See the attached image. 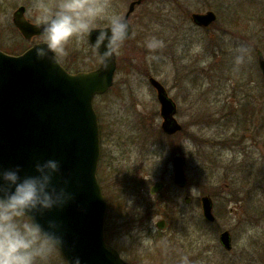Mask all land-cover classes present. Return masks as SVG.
<instances>
[{
    "label": "rangeland",
    "instance_id": "1",
    "mask_svg": "<svg viewBox=\"0 0 264 264\" xmlns=\"http://www.w3.org/2000/svg\"><path fill=\"white\" fill-rule=\"evenodd\" d=\"M132 1L101 0L108 13L123 16ZM55 4L0 0V49L10 54L22 42L26 48L41 42L18 33L12 17L19 6L37 23ZM208 10L215 22L196 27L191 14ZM129 21L132 35L116 54L112 87L93 102L101 133L98 179L107 202L122 198L126 210L109 207L107 241L141 264H182L184 257L190 264H264V88L254 65L255 50L264 54V0H143ZM106 24L99 20L96 28ZM67 49L60 62L70 72L98 67L87 36ZM150 77L175 104L177 134L161 130ZM176 156L184 161L182 188L173 183ZM157 182L163 188L151 196ZM203 196L212 199L214 224L203 219ZM160 219L163 231L155 227ZM223 230L231 236L229 251L219 242ZM46 264L64 263L54 251Z\"/></svg>",
    "mask_w": 264,
    "mask_h": 264
},
{
    "label": "water",
    "instance_id": "2",
    "mask_svg": "<svg viewBox=\"0 0 264 264\" xmlns=\"http://www.w3.org/2000/svg\"><path fill=\"white\" fill-rule=\"evenodd\" d=\"M140 3L141 0H136L129 4L124 15L128 23ZM24 13L25 7L20 6L13 13V23L21 36L30 41L41 36L42 30L37 23H30ZM192 19L198 26H208L215 15L194 14ZM99 29L88 35L90 45ZM131 33L130 25V36ZM38 44L20 56L0 51V169L22 164L24 171L31 173L37 160H60L62 173L72 177L77 196L59 212L69 247L58 252L65 262L66 257L75 253L83 257L85 264H129L105 242L107 202L97 179L100 131L93 99L112 86L116 55L107 69L100 64L96 70L71 74L60 63L54 66L46 60H37L34 48ZM258 65L264 84V58L260 52ZM149 84L156 91L160 105L161 130L167 135L180 132L175 104L157 80L149 78ZM172 170L173 183L183 187L186 177L181 157L172 159ZM56 181L61 182V178L56 177ZM162 188L163 183L157 182L150 193ZM200 202L202 216L213 222L211 198L204 196ZM156 227L163 230L164 221H159ZM219 241L223 248L231 249L228 231L220 234Z\"/></svg>",
    "mask_w": 264,
    "mask_h": 264
},
{
    "label": "clouds",
    "instance_id": "3",
    "mask_svg": "<svg viewBox=\"0 0 264 264\" xmlns=\"http://www.w3.org/2000/svg\"><path fill=\"white\" fill-rule=\"evenodd\" d=\"M107 8L101 0H56L53 7L46 6L37 20L42 43L34 48L35 58L59 64L68 54L70 41L91 35L97 21L106 19L91 47L107 69L130 36L125 17L108 13ZM236 59L243 62L245 56ZM58 176L61 182L56 181ZM72 184V177L63 175L61 161L55 158L37 160L31 173L22 164L0 169V264H46L54 251L69 247L59 212L76 200ZM65 259L66 264H85L79 254ZM182 264H190L187 257Z\"/></svg>",
    "mask_w": 264,
    "mask_h": 264
},
{
    "label": "flooded vegetation",
    "instance_id": "4",
    "mask_svg": "<svg viewBox=\"0 0 264 264\" xmlns=\"http://www.w3.org/2000/svg\"><path fill=\"white\" fill-rule=\"evenodd\" d=\"M208 12H212V13H214L213 11H210V10H208V11H206V12H204V13H193V14H191V16H190V19H191V22L196 26V27H199V28H208L211 24H213L214 22H215V20H216V14L214 13V15H215V20L211 23V24H209L208 26H198V25H196L194 22H193V19H192V16L194 15V14H198V15H203V14H206V13H208ZM261 53L262 55H263V57H264V54L262 53V51L261 50H259V49H256L255 50V53H256V59H255V61H254V65H255V73L257 74V72H258V75L260 76V78H261V80H262V77H261V73H260V71H259V67H258V57H257V55H258V53ZM116 69H117V58H116ZM262 84H263V82H262ZM263 88H264V86H263ZM182 188V187H181ZM159 192V191H158ZM158 192L157 193H155V194H151L150 193V195L151 196H154V195H157L158 194ZM212 211H213V207H212ZM216 219V218H215ZM162 220V219H161ZM164 220V219H163ZM205 221V220H204ZM216 220H214L213 222H211V223H209V222H207V224L209 223V224H214V222H215ZM206 222V221H205ZM165 227H166V221L164 220V229H165ZM144 230H149V227L148 228H146V227H144ZM224 231V230H223ZM222 233V232H221ZM220 233V234H221ZM219 234V235H220ZM231 239V238H230ZM220 242V241H219ZM111 245V244H110ZM231 245H232V241H231ZM112 247H114L113 245H111ZM115 248V247H114ZM231 248H232V246H231ZM117 251H118V249L117 248H115ZM231 250V249H230ZM119 252V251H118ZM120 253V252H119ZM120 255H121V253H120ZM129 262V261H128ZM129 263H138V262H129ZM141 264V263H140Z\"/></svg>",
    "mask_w": 264,
    "mask_h": 264
},
{
    "label": "trees",
    "instance_id": "5",
    "mask_svg": "<svg viewBox=\"0 0 264 264\" xmlns=\"http://www.w3.org/2000/svg\"><path fill=\"white\" fill-rule=\"evenodd\" d=\"M143 1V0H142ZM26 49V47H25V45H24V43L22 42V44H21V46H19V47H15V46H13V49H12V51L11 52H9L10 54H20V53H22L24 50ZM96 62L98 63L99 61H98V59L96 60ZM134 192V190L132 189V191H131V193H133ZM160 204H162L161 205V207H165L167 204H166V202L165 201H160L159 202ZM109 204H110V206H109ZM111 205H113V207L116 209V212H117V214H119L120 212H122V211H126L125 210V208H124V202H123V200H122V198H120V199H116V201L115 202H108V210H109V207H110V210H111ZM168 207V206H167ZM122 216V214H120L119 215V217H121ZM106 221H107V216H106ZM63 261V260H62ZM63 263H64V261H63ZM65 264V263H64Z\"/></svg>",
    "mask_w": 264,
    "mask_h": 264
}]
</instances>
